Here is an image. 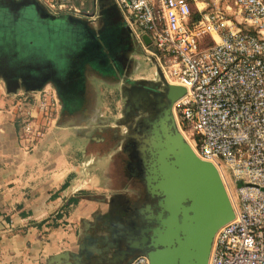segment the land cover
<instances>
[{
  "label": "built area",
  "instance_id": "2783aa9c",
  "mask_svg": "<svg viewBox=\"0 0 264 264\" xmlns=\"http://www.w3.org/2000/svg\"><path fill=\"white\" fill-rule=\"evenodd\" d=\"M40 1L55 16L97 17L83 0ZM195 1L115 0L147 59L186 89L173 108L177 126L195 154L217 167L231 199L235 218L216 233L208 264H264V0H212L214 8L192 22ZM26 97L32 112L22 140L32 147L61 102L53 88ZM129 264L150 261L138 255Z\"/></svg>",
  "mask_w": 264,
  "mask_h": 264
},
{
  "label": "crops",
  "instance_id": "0c3cea01",
  "mask_svg": "<svg viewBox=\"0 0 264 264\" xmlns=\"http://www.w3.org/2000/svg\"><path fill=\"white\" fill-rule=\"evenodd\" d=\"M83 1L84 9L96 13L95 20L65 13L56 16L88 21L94 37L103 44L110 35H101L100 30L118 14L121 27L113 30L112 53L104 47L99 59L88 56L78 64L70 63L59 83H20L22 86L10 90L0 79V264H72L71 255L99 253L102 244L98 237L107 232L98 229L104 228V221L98 218L108 213L109 200L115 194L130 195L133 189L130 179L115 175L120 166L114 157L126 145L120 137L128 133L126 127L116 126L124 106V74L119 68L121 78L116 80V69L104 70L101 64L114 65L131 40L136 49L126 54L133 61L132 71L127 73L134 81L150 80L133 79L142 69L138 58L144 51L130 35L115 0ZM214 6L212 0L193 3L200 16ZM211 44L213 39L207 38L206 45ZM46 88L56 90L61 112L29 147L22 140L23 119L32 112V101L26 95ZM76 197L78 203L68 207Z\"/></svg>",
  "mask_w": 264,
  "mask_h": 264
},
{
  "label": "water",
  "instance_id": "95a60500",
  "mask_svg": "<svg viewBox=\"0 0 264 264\" xmlns=\"http://www.w3.org/2000/svg\"><path fill=\"white\" fill-rule=\"evenodd\" d=\"M5 2L8 6L17 5L13 18H23L21 13L28 12L33 20L46 25L65 24L75 34L71 35L73 54L60 75L50 63L45 64L43 71L35 66L32 80L39 79L35 84L59 83L65 79L70 63L78 64L88 56L96 60L104 47L114 49V33L109 41L103 39L100 44L88 21L52 15L38 0ZM143 39L147 46L152 44L147 35ZM6 46L0 43V55L11 76L6 80L27 85L28 80L9 70L10 58L16 54L11 55ZM152 63L156 65L157 79L132 81L129 73L123 76L124 106L116 121V126L127 128L128 133L120 139L126 142L124 149L130 152L136 178L144 187V203L135 202V210L129 213L128 195L115 194L109 200L108 213L98 218L105 221L104 228L98 229L107 232L98 237V242L111 248L126 246L127 250L121 252L125 260L118 264H129L138 255L148 257L150 264H208L216 233L235 218V212L217 167L195 154L177 126L173 108L185 96L186 89L169 83L156 61ZM105 64L106 61L101 66L108 71L118 66L116 59L113 67L109 62L107 67ZM71 257L72 264H93L96 259L94 254L82 252Z\"/></svg>",
  "mask_w": 264,
  "mask_h": 264
},
{
  "label": "rangeland",
  "instance_id": "374dc122",
  "mask_svg": "<svg viewBox=\"0 0 264 264\" xmlns=\"http://www.w3.org/2000/svg\"><path fill=\"white\" fill-rule=\"evenodd\" d=\"M21 16L24 17L17 19L13 18L12 13H0V43L8 46L11 55H18L10 58L11 64L9 70H14L13 74L22 76L25 80H28V84H34L39 81V79L32 80L35 76L33 74V67L35 66L42 70L46 63H50L54 68H57L56 74L60 75L63 70L62 68H65V65L68 64L67 58L73 54L71 47L73 46V37L71 35L75 34L65 24L61 26L46 25V23L30 18V13L28 12L21 13ZM140 56L138 60L142 62V69L134 73L133 79L142 77H147L150 80L157 79L156 65L152 61H149L144 53H140ZM107 65L106 62L105 66L107 67ZM182 129L188 135L183 126ZM123 168V165L120 169L118 168L115 171V175L117 174V176L119 175L121 179L125 180ZM226 178L228 182H231L229 175L226 174ZM135 186L136 188L132 187L130 196L133 199L143 198V187L138 183Z\"/></svg>",
  "mask_w": 264,
  "mask_h": 264
},
{
  "label": "flooded vegetation",
  "instance_id": "af4514ba",
  "mask_svg": "<svg viewBox=\"0 0 264 264\" xmlns=\"http://www.w3.org/2000/svg\"><path fill=\"white\" fill-rule=\"evenodd\" d=\"M16 6L17 5L8 6L5 2V0L2 2L0 0V13H2V12L3 13L4 12L5 13H12L13 16H15L16 13L18 12V10H16L17 9ZM120 24H121V18H119L118 14H117V16H115L113 22L108 23L105 26V28L100 30V33H103L101 35H113V30L116 27L117 28L121 27ZM124 46L125 47L123 48V50L118 54V57L117 58L114 57V58H116V61L118 62V66L115 67L116 68L115 71H116V73H118L117 76H115L116 80H120V78H121L120 76H118L121 73V72H118L119 68H122V73L124 75L128 71L131 72L132 68H133V61L128 60L126 54L130 51L132 53V51H134L136 49V46L132 44L131 40H128V42H126V44ZM108 51L110 53H112L113 49L108 48ZM133 54H135V53H133ZM8 73H9V71L7 70L5 62L2 60V57L0 55V79L3 80V82L6 84L7 88L10 90L19 88L20 86L23 85V84L20 85V83L19 84L13 83V80H8L9 81V83H8V81L6 79H9L11 77ZM124 75H122V76H124ZM26 84L27 85H25V86L38 85L35 83L34 84L26 83ZM28 93H31V92H28ZM114 162H116V164L119 165L120 167H122V165H123V167H124L123 168L124 169L123 176L126 177V179H130L129 183H131L132 187L134 186L136 188L135 185L137 183L143 187V185L140 183V181L136 178L135 168L133 167V165H135V164H134V161L132 159L130 152L127 149H123L121 154L116 155L114 157ZM143 192H144V187H143ZM144 195L145 194H143V198H141V199H133L132 196H130L128 194V198L130 200V203L128 204L127 208H128L129 213H132L135 210V208L133 206L135 202L144 203V197H145ZM110 236H111V234H110ZM110 243H112V242H110ZM109 246L110 245H108V244L102 246L101 251L94 255L96 259H95L93 264H118V262L125 260V256L121 253V252L127 250V248L124 244L119 248H111ZM105 249H107V250L105 251Z\"/></svg>",
  "mask_w": 264,
  "mask_h": 264
},
{
  "label": "trees",
  "instance_id": "16d2710c",
  "mask_svg": "<svg viewBox=\"0 0 264 264\" xmlns=\"http://www.w3.org/2000/svg\"><path fill=\"white\" fill-rule=\"evenodd\" d=\"M200 19V15L193 9V13H192V22H196V21H198ZM78 201H79V198L78 197H76V198H73V199H71L70 201H69V203H68V207L71 205V204H76V203H78ZM66 206V207H67Z\"/></svg>",
  "mask_w": 264,
  "mask_h": 264
}]
</instances>
